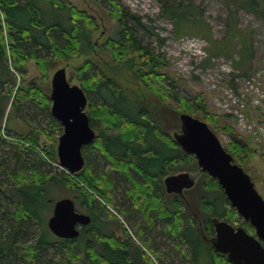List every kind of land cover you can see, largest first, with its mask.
I'll return each instance as SVG.
<instances>
[{
	"label": "trees",
	"instance_id": "obj_1",
	"mask_svg": "<svg viewBox=\"0 0 264 264\" xmlns=\"http://www.w3.org/2000/svg\"><path fill=\"white\" fill-rule=\"evenodd\" d=\"M109 2L111 17L118 27L100 44V49H107L114 58L103 72L86 58L98 48V44L91 41L92 34L99 28L96 16L77 9L68 1L0 0V264H77L80 261L158 264L159 258L152 249L145 252L134 240L119 243L114 234L108 236V226L118 228L120 224L116 215L105 207V203L111 201L116 208L126 210V217L136 224L140 233L143 231L154 240V246L167 247L169 240L173 242V249L183 253L181 261L231 264L212 247L213 219L236 223L238 214L218 182L207 173H201L195 157L184 153L177 145L169 131L172 121L166 122L169 116L179 121L183 113H198L208 124L218 125L219 120L208 111L202 97L192 102L176 93L173 83H165L167 77L158 74L163 64L161 58L140 42L134 27L129 26V19L138 22L140 19L115 0ZM262 2L228 0L235 9L254 13L264 22V13L260 11ZM194 12L192 3L185 6L183 2L177 5L168 0L163 2L162 15L173 23L179 35H186L179 26L188 23ZM235 14L232 12L226 19L229 33L237 26ZM81 56L84 61L76 68V77L89 100L87 114L93 128L97 122L102 126L98 127L95 142L83 149L84 169L70 175L60 168L57 137L51 131L34 127L20 114L21 108L17 105L36 104L51 120L50 129L61 134L63 128L50 112V90L42 82L21 84L17 76L20 72L26 74L28 62L34 60L45 81L49 71L61 64L58 60L68 63ZM247 58L244 66L250 64V55ZM122 70L131 72L123 74L132 82L130 90L125 88L124 80L119 83L123 78L118 79V71ZM94 94L103 99L102 102H97ZM9 103L17 120L23 119L27 129L17 137L12 136L9 127H3ZM177 130L180 132V128L175 127L174 131ZM223 130L230 133L228 127ZM41 135L49 137L50 147L41 146ZM231 141L233 153L240 155L247 151L233 136ZM91 149L94 151L89 152ZM95 150L103 156L105 170L101 173L90 158ZM226 150L237 164L235 155ZM185 163L187 169L183 167ZM53 164L57 169H46V165ZM184 170L197 175L195 186L185 191L183 199L167 194L164 179ZM115 174L117 179L112 178ZM52 186L78 195L74 200H83L91 217L90 226L81 228L75 240L57 238L47 226L46 211L51 210L52 200H48V195ZM97 198L103 200L102 203ZM101 205L105 207L103 210ZM97 220L100 223L95 229ZM241 226L248 233H254L250 223L242 222ZM84 239L86 249L81 257ZM168 255L169 252L163 253L162 257L168 258Z\"/></svg>",
	"mask_w": 264,
	"mask_h": 264
},
{
	"label": "rangeland",
	"instance_id": "obj_2",
	"mask_svg": "<svg viewBox=\"0 0 264 264\" xmlns=\"http://www.w3.org/2000/svg\"><path fill=\"white\" fill-rule=\"evenodd\" d=\"M62 1H68L77 9L97 17L99 28L92 34L91 41L96 42L98 48L86 55V58L94 61L97 67L106 72V67L114 61V58L107 49L102 51L100 44L110 38L118 27L117 21L111 17L112 7L109 0H101L100 2L95 0ZM115 1L124 8L129 9L140 19L139 22L129 19V26L134 27L132 29L139 41L153 49L161 58L163 64L159 68L158 74L167 77L165 83H173L175 92L192 102L196 97H202L208 111L217 116L218 125L205 123L215 132L225 150L227 148L233 153V150H231L232 136L245 144L247 151L240 152V155L239 153H233L234 158H236L237 164L245 168L251 176L257 191L264 199V22L257 18L254 13L235 9L236 6L231 3L228 4V0H168L169 3L174 5L180 2H183L185 6L192 3L195 10L189 22L182 23L179 26V28H183L181 33H186V35H179L176 33L173 23L162 15L164 0ZM262 8L264 9V0ZM263 9L260 10L262 13H264ZM232 12L236 13L234 18L237 21V26L229 33L226 19ZM101 33L102 37L99 38ZM249 55L250 64L244 66ZM58 61L61 64L56 69L50 70L48 77H46L47 80L44 81L41 68L36 61L31 60L27 65V73L22 74L20 72L17 76L18 81L21 84L32 81H35V83L42 82L51 94L53 74L58 69L66 68V65L70 64L66 68L68 80L72 85L80 86L76 77V68L82 64L84 56L73 58L68 63L65 60ZM240 64L243 67H238ZM124 73L126 75L131 74L128 70L118 71V75H120L118 79L123 78L119 83L122 84L121 81L124 80V86L127 85L125 88L130 90L132 82L123 75ZM5 92H7L6 89ZM94 97L99 103L103 100L97 94H94ZM10 103L3 127H9L12 136L17 137L18 134L25 133L27 129L23 124V119L17 120ZM17 105L21 108L20 114L26 117L34 127L51 131V134L57 139L62 135V133L56 134V131L50 129L48 124L51 120L41 112L36 104L26 102ZM88 110L87 105V113ZM191 116L200 119L198 113L191 114ZM168 121H172V127L169 129L172 136L179 133L178 130L175 132L174 128H181L180 120L176 121L169 116L166 122ZM101 126L98 122L94 126L97 135L99 134L98 127L101 128ZM227 127L230 133H233L232 136L223 130ZM40 143L44 147L52 145V141L46 135H41ZM56 143L57 146L58 142ZM92 151L94 150L91 149L89 152ZM98 154L100 152L95 150L90 154V158L98 166L97 170L101 173L105 170L103 167L104 160L103 156ZM238 156L240 159H238ZM54 165H46V169L51 167L57 169ZM183 167L187 169L188 165L185 163ZM180 173H189L194 178L197 176L194 173L186 172V170ZM112 178L117 179L116 174L112 175ZM75 197L78 198L79 196L65 191L63 188L54 189L52 186L49 189L48 200L50 199L52 202L51 210L46 211L47 226L53 214L55 203L62 198L74 200ZM97 200L101 203L103 201L100 198H97ZM74 202L79 212L88 214L83 200L80 202V199H76ZM106 203L109 213H118L112 201ZM242 222L246 221L238 215L236 223H229L238 228L242 227ZM98 223L100 221L97 220L94 225L95 229L98 227ZM129 229L131 233L135 234V229L130 227ZM120 230L121 225L119 223L118 228L108 226V236L114 234L117 237ZM251 235L255 236V230ZM85 240L81 242L79 253L81 257L84 256L86 249ZM136 242L139 243L140 240L138 239ZM172 243L169 240L167 247L164 246L163 250H157L158 264H188L185 263L186 260L181 261L183 253L174 250ZM168 252V258L162 257L163 253ZM77 264L85 263L80 261Z\"/></svg>",
	"mask_w": 264,
	"mask_h": 264
},
{
	"label": "water",
	"instance_id": "obj_3",
	"mask_svg": "<svg viewBox=\"0 0 264 264\" xmlns=\"http://www.w3.org/2000/svg\"><path fill=\"white\" fill-rule=\"evenodd\" d=\"M50 99L51 114L63 127L57 145L58 162L60 168L75 175L85 167L83 149L97 137L86 112L88 98L80 86L69 82L63 67L52 76ZM180 122V132L173 136L177 145L196 158L201 173L218 182L231 207L255 230L254 236L243 227L236 228L214 218L215 236L211 239L214 251L226 256L231 264H264V199L251 176L234 163L205 122L186 113L180 115ZM196 182L197 176L180 173L166 177L164 185L169 194L183 196ZM90 223V216L78 212L73 199L62 198L54 205L48 228L57 238L75 240L80 228Z\"/></svg>",
	"mask_w": 264,
	"mask_h": 264
},
{
	"label": "flooded vegetation",
	"instance_id": "obj_4",
	"mask_svg": "<svg viewBox=\"0 0 264 264\" xmlns=\"http://www.w3.org/2000/svg\"><path fill=\"white\" fill-rule=\"evenodd\" d=\"M63 128V127H62ZM93 128V127H92ZM94 129V128H93ZM95 130V129H94ZM240 142V141H239ZM241 143V142H240ZM243 145H244V147H245V144L243 143ZM165 180V179H164ZM165 186V185H164ZM165 191H166V188H165ZM187 191V190H186ZM166 193L167 194H169L167 191H166ZM169 195H177V194H169ZM184 195H185V191H184ZM184 195L183 196H179V195H177L180 199H183L184 198ZM106 207V206H105ZM104 207V208H105ZM100 208H101V210H103L104 208H103V206L101 205L100 206ZM107 209V208H106ZM78 211V210H77ZM79 212V211H78ZM117 212L118 213H114L115 215H116V217H117V219H118V221H120V225H121V230H120V234H119V236H117L116 238H118L119 239V243H125L126 241H128V240H134V241H138V238L137 237H140L139 238V240H140V242L138 243L143 249H144V251L146 252V251H148V249L150 248V249H152V251H155L156 252V254L155 255H158L157 254V250H159V249H162L163 250V248H164V246L161 244V245H159V244H157V247L156 246H154L152 243H153V239H151L147 234H145V233H143V231H141L142 233H140V231H139V228L136 226V224L135 223H133L132 222V220H130V219H128L127 217H126V210H124V208L123 207H121V208H119L118 206H117ZM81 213V212H80ZM84 214V213H83ZM86 215H88L87 213H86ZM88 216H90V215H88ZM103 216H105V213L103 214ZM106 217V216H105ZM91 218V217H90ZM108 218V217H107ZM92 221V220H91ZM91 224V223H90ZM90 224L89 225H87V226H84V227H81V228H87V227H89L90 226ZM129 227L130 228H133V229H135V234H133V233H131V231H130V229H129ZM80 228V229H81ZM149 240V241H147V240ZM88 241H91V239L89 238V240ZM143 243V244H142ZM144 245V246H143ZM87 263V262H86ZM85 263V264H86ZM88 264V263H87Z\"/></svg>",
	"mask_w": 264,
	"mask_h": 264
}]
</instances>
